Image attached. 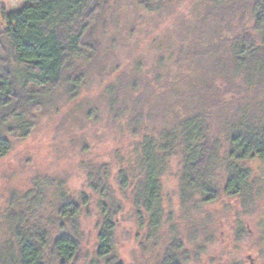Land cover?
Instances as JSON below:
<instances>
[{"label": "rangeland", "instance_id": "374dc122", "mask_svg": "<svg viewBox=\"0 0 264 264\" xmlns=\"http://www.w3.org/2000/svg\"><path fill=\"white\" fill-rule=\"evenodd\" d=\"M217 1L174 0L154 13L142 9L136 0H111L116 12L112 29L118 38L109 55L117 63L102 65L103 72L161 76L156 87L172 82L169 99L173 98L178 113L180 109L187 115L202 109L200 98L215 82L219 128L246 117L264 124V69L258 65L264 59V32L255 30L252 0ZM23 5L21 0H0V27H5L4 12L18 11ZM245 38L247 47L262 55L258 62L247 56L241 69L236 58ZM111 76L103 82L106 76L100 74L76 100L62 88L55 102L38 115L28 138L9 136L13 149L0 159V254L15 252L11 214L22 207L23 197L44 182H62L77 202L83 195L89 198L79 220L82 243L74 264H92L103 220L100 195L88 183L89 168L97 165L109 172L106 195L117 202L113 209L118 225L116 250L123 264H161L165 249L176 239L189 251L186 264H264V162L259 159L247 164L252 181L245 195L221 197L214 203H204L197 196L184 204L179 189L181 157L171 158L162 179L164 222L154 241L147 239L132 210L130 191H121L118 181L120 168L135 163L128 160L136 156L139 138L125 120L114 121L105 103L88 116L91 107L82 100L106 89ZM182 94L187 97L183 104L179 102ZM225 128L221 130L224 149ZM216 173L217 185L222 187V164Z\"/></svg>", "mask_w": 264, "mask_h": 264}, {"label": "trees", "instance_id": "16d2710c", "mask_svg": "<svg viewBox=\"0 0 264 264\" xmlns=\"http://www.w3.org/2000/svg\"><path fill=\"white\" fill-rule=\"evenodd\" d=\"M21 1L25 5L20 10L2 14L5 27H0V159L13 149L9 136L28 138L38 115L55 102L62 88L71 99H80L84 88L100 74L106 76L103 82L112 75L106 89L82 100L91 107L88 116L99 112L105 103L114 121L125 120L139 138L136 156L128 160L135 165L120 168L118 181L121 191H130L132 210L148 240L154 241L164 222L162 179L175 156L181 157L182 203H191L197 196L204 203H214L221 197L245 195L252 181L247 164L254 159L264 162V124L246 117L219 128L215 82L207 86L205 98H200L202 109L187 115L180 109L178 113L173 98L169 99L172 82L156 87L161 76L152 78L147 72L127 71L105 74L102 65L117 63L109 55L118 38L112 29L116 12L111 0ZM136 1L142 9L156 13L174 0ZM222 8L227 9L224 4ZM251 13L255 30L264 32V0H252ZM247 43L245 38L236 58L241 69L246 67L247 56L257 61L262 55L260 50L252 52ZM258 61L264 69V59ZM180 97L179 102L185 103L187 97ZM223 127L228 133L225 149ZM219 164L225 170L222 187L216 181ZM101 169L91 165L88 175L89 186L100 195L103 216L92 264H123L116 250L118 225L113 209L117 202L106 195L109 172ZM21 203L19 211L11 214L15 252L0 254V264H74L81 249L79 220L89 206L87 195L77 202L64 183L44 182ZM188 261L189 251L182 240L176 239L165 249L161 264Z\"/></svg>", "mask_w": 264, "mask_h": 264}]
</instances>
